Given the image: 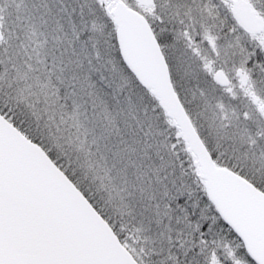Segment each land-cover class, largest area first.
Masks as SVG:
<instances>
[{"label": "rangeland", "instance_id": "1", "mask_svg": "<svg viewBox=\"0 0 264 264\" xmlns=\"http://www.w3.org/2000/svg\"><path fill=\"white\" fill-rule=\"evenodd\" d=\"M119 1L150 18L135 0ZM158 1L164 13L197 10L196 0ZM114 3L0 0V110L32 127L138 264H254L205 199L177 127L125 67L107 11ZM170 59L213 160L264 194L263 124L262 135L249 122L234 125L210 98L219 89L183 55Z\"/></svg>", "mask_w": 264, "mask_h": 264}, {"label": "water", "instance_id": "2", "mask_svg": "<svg viewBox=\"0 0 264 264\" xmlns=\"http://www.w3.org/2000/svg\"><path fill=\"white\" fill-rule=\"evenodd\" d=\"M135 1L141 8L152 5ZM107 11L125 67L178 128L214 211L249 258L264 264V194L211 160L177 100L145 17L119 0ZM247 14L251 24L238 19L255 30L252 12ZM91 206L47 153L0 114V264H138Z\"/></svg>", "mask_w": 264, "mask_h": 264}, {"label": "flooded vegetation", "instance_id": "3", "mask_svg": "<svg viewBox=\"0 0 264 264\" xmlns=\"http://www.w3.org/2000/svg\"><path fill=\"white\" fill-rule=\"evenodd\" d=\"M195 2L197 10L192 12L187 9L182 14L172 11L164 13L166 6L163 1L152 0V5L149 7L151 13L147 22L164 57L177 100L186 115L185 109L195 106L194 101L192 107L185 103V99L179 94V91L184 92V90L175 83L177 73L170 58L180 54L192 62L196 76L200 80L210 88L213 85L224 91L222 94L212 88V94L209 92L214 106L227 109L234 125H240L241 121L249 122L251 131L262 135L264 0H196ZM248 12H252L256 21L255 30L247 28L238 19V16H241L251 24ZM195 91L204 94L206 89L197 88ZM198 136L213 160V153L207 148L200 134ZM213 162L217 167H221L215 160ZM196 168L198 169L195 163ZM227 169L242 177L241 170L237 167L230 166Z\"/></svg>", "mask_w": 264, "mask_h": 264}, {"label": "trees", "instance_id": "4", "mask_svg": "<svg viewBox=\"0 0 264 264\" xmlns=\"http://www.w3.org/2000/svg\"><path fill=\"white\" fill-rule=\"evenodd\" d=\"M131 8V7H130ZM132 9V8H131ZM93 36V35H92ZM96 36V35H95ZM94 37V36H93ZM136 86V85H135ZM0 114L2 115V117H5L10 123H12L23 135L26 136V138H28L30 141L36 143L37 145L40 146V148H42L47 155L49 156V158L56 164V166L61 169L66 176L74 183V185L79 188V190L82 192V194L85 196V198L89 201V203L92 205V207L98 212V214L100 215V217H102L110 227H112L110 221L104 217V213H102V211L100 210V208L98 207V205L94 202L93 198L90 197V195L85 191V189L83 187H81L82 185L80 184V182L74 177L73 174H71L70 172H68L66 169L63 168L62 164L57 160V158L54 157V155L48 150V148L46 147V145L44 144V142L41 141V139H39V137L35 134H32L30 132V129H32V127H26L25 124L23 126V123L18 121L17 119H15L14 117L8 116L6 113H4L3 110H0ZM189 154V153H188ZM190 157L192 158L191 154H189ZM193 166H190L188 169L192 170ZM185 168V167H184ZM188 170V171H189ZM189 173V172H188ZM206 199V198H205ZM209 204V203H208ZM210 205V204H209ZM211 206V205H210ZM232 234L233 232L230 230L229 227L225 226ZM112 230L114 231V233L117 235L116 237H118V239L120 240V242L122 243L121 238L119 237L118 233L115 231L114 227H112Z\"/></svg>", "mask_w": 264, "mask_h": 264}]
</instances>
